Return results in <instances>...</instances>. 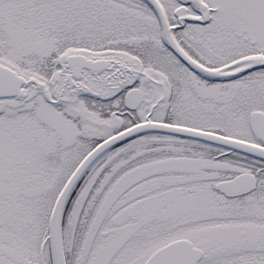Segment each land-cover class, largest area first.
<instances>
[{"label":"snow or ice","instance_id":"1","mask_svg":"<svg viewBox=\"0 0 264 264\" xmlns=\"http://www.w3.org/2000/svg\"><path fill=\"white\" fill-rule=\"evenodd\" d=\"M0 264H264V0H0Z\"/></svg>","mask_w":264,"mask_h":264}]
</instances>
